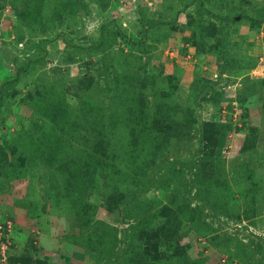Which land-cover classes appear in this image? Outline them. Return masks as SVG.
<instances>
[{"label":"rangeland","instance_id":"rangeland-1","mask_svg":"<svg viewBox=\"0 0 264 264\" xmlns=\"http://www.w3.org/2000/svg\"><path fill=\"white\" fill-rule=\"evenodd\" d=\"M0 85V264H264V0H0Z\"/></svg>","mask_w":264,"mask_h":264},{"label":"trees","instance_id":"trees-1","mask_svg":"<svg viewBox=\"0 0 264 264\" xmlns=\"http://www.w3.org/2000/svg\"><path fill=\"white\" fill-rule=\"evenodd\" d=\"M1 88H2V86L0 85V99H1V94H2V92H1V91H2ZM6 217L9 218V216H6ZM1 226H2L1 232L3 233V231L5 230V229H4L5 225L3 224V225H1Z\"/></svg>","mask_w":264,"mask_h":264}]
</instances>
